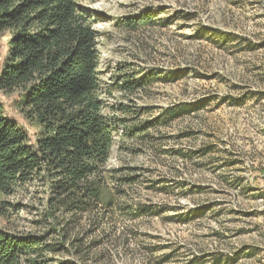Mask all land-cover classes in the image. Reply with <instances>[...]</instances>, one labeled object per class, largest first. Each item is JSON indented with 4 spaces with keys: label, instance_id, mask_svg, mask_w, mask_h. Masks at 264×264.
Listing matches in <instances>:
<instances>
[{
    "label": "rangeland",
    "instance_id": "obj_1",
    "mask_svg": "<svg viewBox=\"0 0 264 264\" xmlns=\"http://www.w3.org/2000/svg\"><path fill=\"white\" fill-rule=\"evenodd\" d=\"M82 5L97 35L103 115L112 129L113 206L99 232L92 225L83 234L88 220L78 223L72 233L83 237L78 253L64 249L48 259L264 264V0ZM8 39L0 36V71ZM174 72L182 78L170 82ZM17 95L0 91V107L33 142L37 128L22 115ZM200 101L207 105L191 115L164 114ZM8 201L17 209L0 217V229L47 234L51 221L39 184Z\"/></svg>",
    "mask_w": 264,
    "mask_h": 264
},
{
    "label": "trees",
    "instance_id": "obj_2",
    "mask_svg": "<svg viewBox=\"0 0 264 264\" xmlns=\"http://www.w3.org/2000/svg\"><path fill=\"white\" fill-rule=\"evenodd\" d=\"M84 1L0 0V36L9 38L0 91L17 93L22 115L37 128L30 142L0 107V217L17 209L10 197L37 183L51 221L41 235L0 229V264H69L48 256L64 249L78 253L83 237L72 236L78 223L88 220L83 234L92 225L99 232L112 211L108 178L117 173L108 169L112 129L103 115L97 35ZM181 78L174 72L168 80ZM201 102L164 114L169 120L191 115L207 105ZM47 235L58 241L46 242Z\"/></svg>",
    "mask_w": 264,
    "mask_h": 264
}]
</instances>
